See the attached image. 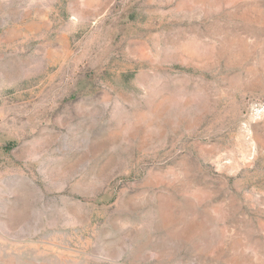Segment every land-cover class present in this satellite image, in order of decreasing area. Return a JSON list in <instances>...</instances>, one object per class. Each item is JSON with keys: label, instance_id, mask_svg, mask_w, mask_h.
Masks as SVG:
<instances>
[{"label": "rangeland", "instance_id": "rangeland-1", "mask_svg": "<svg viewBox=\"0 0 264 264\" xmlns=\"http://www.w3.org/2000/svg\"><path fill=\"white\" fill-rule=\"evenodd\" d=\"M0 264H264V0H0Z\"/></svg>", "mask_w": 264, "mask_h": 264}]
</instances>
